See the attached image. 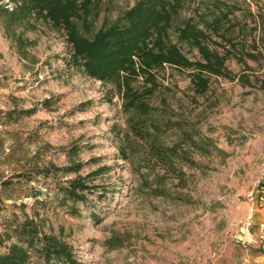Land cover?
I'll return each mask as SVG.
<instances>
[{
	"label": "rangeland",
	"instance_id": "obj_1",
	"mask_svg": "<svg viewBox=\"0 0 264 264\" xmlns=\"http://www.w3.org/2000/svg\"><path fill=\"white\" fill-rule=\"evenodd\" d=\"M208 1L185 0L172 42ZM223 1L246 51L263 52L252 38L264 0ZM136 2L53 1L68 26L48 7L0 0V264L17 250L23 264H45V244L68 246L79 264H264V58H229L231 76H210L202 94L191 70L168 65L153 88L136 55L123 84L95 77L73 39Z\"/></svg>",
	"mask_w": 264,
	"mask_h": 264
},
{
	"label": "trees",
	"instance_id": "obj_2",
	"mask_svg": "<svg viewBox=\"0 0 264 264\" xmlns=\"http://www.w3.org/2000/svg\"><path fill=\"white\" fill-rule=\"evenodd\" d=\"M28 1L34 7H48V13L55 23L62 17L66 25L70 26L68 12L60 13L54 18L51 16L50 5L56 0ZM184 2L185 0H137L121 18L102 27L91 39H73L75 53L78 57L85 58L90 74L114 81L118 86L124 83L120 81V71L128 73L124 76L126 79L129 74H136L135 55L139 61L138 69L146 74V78L150 76L153 88L160 87L156 72L164 68V65L191 70V83L194 91L199 94L208 89L210 76H231L226 67L229 58H235L242 65H246V56L251 59L264 58V51L257 46L258 38H263L264 41V14L255 16L254 25L261 24V35L257 36V40L252 38V43L257 48L256 51L249 52L245 49L246 38H242L243 30L235 15L234 5L223 0H211L198 4L197 13L185 19L176 29V41L195 47L201 57L199 60L189 59L179 44L171 41L169 33ZM68 11L71 13L70 9ZM213 36L220 38L224 44L212 40ZM211 43H215V46L211 47ZM151 69H156L155 73ZM238 77L246 78L244 75ZM260 86L264 89V79L260 81ZM78 182L80 183L70 182L67 188L69 195L79 196ZM257 197L264 202V188L257 192ZM43 248L45 264H79L66 245L45 244ZM14 253L10 252L8 259L5 256L10 261L8 264H23V255L18 250Z\"/></svg>",
	"mask_w": 264,
	"mask_h": 264
}]
</instances>
